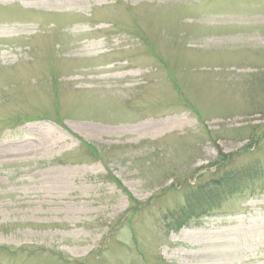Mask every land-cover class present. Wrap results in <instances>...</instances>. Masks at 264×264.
<instances>
[{
  "label": "rangeland",
  "instance_id": "rangeland-1",
  "mask_svg": "<svg viewBox=\"0 0 264 264\" xmlns=\"http://www.w3.org/2000/svg\"><path fill=\"white\" fill-rule=\"evenodd\" d=\"M0 264H264V0H0Z\"/></svg>",
  "mask_w": 264,
  "mask_h": 264
},
{
  "label": "trees",
  "instance_id": "trees-1",
  "mask_svg": "<svg viewBox=\"0 0 264 264\" xmlns=\"http://www.w3.org/2000/svg\"><path fill=\"white\" fill-rule=\"evenodd\" d=\"M249 177L250 176H247L244 173L242 176H221L218 179H212L206 184L200 185L199 187L193 189L189 195H187L186 205L182 211L184 210V213L187 211L186 214L189 215L191 211L198 210L200 207H202L205 202L214 201L216 199L218 200L226 193L241 191L250 184V181H252L248 180ZM187 215H185L183 218L180 217L174 220L185 221ZM180 216L183 215L180 214ZM180 223L182 224L183 222Z\"/></svg>",
  "mask_w": 264,
  "mask_h": 264
}]
</instances>
